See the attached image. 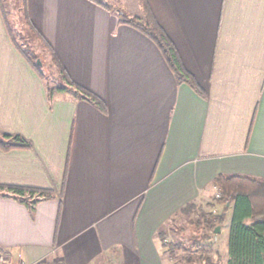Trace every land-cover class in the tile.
I'll return each instance as SVG.
<instances>
[{
	"label": "crops",
	"instance_id": "0c3cea01",
	"mask_svg": "<svg viewBox=\"0 0 264 264\" xmlns=\"http://www.w3.org/2000/svg\"><path fill=\"white\" fill-rule=\"evenodd\" d=\"M25 1L71 79L102 105L50 95L0 0V134L29 142L0 147V184L53 193H27L31 208L0 192V251L14 262L173 264L161 233L186 205L210 201L218 174L264 180V0H148L203 94L116 11ZM106 1L145 16L141 0ZM231 217L232 205L220 235Z\"/></svg>",
	"mask_w": 264,
	"mask_h": 264
},
{
	"label": "trees",
	"instance_id": "16d2710c",
	"mask_svg": "<svg viewBox=\"0 0 264 264\" xmlns=\"http://www.w3.org/2000/svg\"><path fill=\"white\" fill-rule=\"evenodd\" d=\"M112 11H116L121 22L128 23L140 29L148 35L158 46L162 52L166 62L173 71L179 83H187L199 93L203 94V90L197 82L195 76L185 67L179 51L167 34L165 29L157 21L148 0H141L144 9V18L138 15H131L124 10L118 9L106 0H92ZM26 12V1H24ZM4 6L2 10L5 20L10 28L15 43L29 57L39 70L41 76L45 77L40 65L35 60L32 52L25 50L18 43L14 36L13 29L7 17ZM26 20L30 29L44 43L51 52V60L57 66L59 76L63 84L51 85L48 81V90L50 95L55 91H72L75 96L94 100L102 105L100 97L91 92L84 86L76 83L71 79L65 67L60 62L56 53L52 50L48 41L36 29L30 21L26 12ZM47 80V78H46ZM29 142L20 134H0V147L10 149L17 146H27ZM215 186L219 190V196L214 197L215 201L222 205L221 212L206 210L204 207L195 203L186 205L181 209L183 213H192L197 210L198 219L195 221L197 227L214 229L218 225H222L228 209L232 205V217L230 223L228 237V259L227 264H264V180L244 174H218L214 179ZM8 191L22 201L27 199V193L33 195L37 193L40 196H52L53 193L49 189H36L33 187H25L20 185H3L0 184V192ZM37 199L30 202V207L34 208ZM162 234V233H161ZM188 260H198V264H221L219 260L214 261L210 257H204L202 254L196 255L192 249H189Z\"/></svg>",
	"mask_w": 264,
	"mask_h": 264
},
{
	"label": "rangeland",
	"instance_id": "374dc122",
	"mask_svg": "<svg viewBox=\"0 0 264 264\" xmlns=\"http://www.w3.org/2000/svg\"><path fill=\"white\" fill-rule=\"evenodd\" d=\"M24 1L3 0L14 36L22 48L34 54L36 61L40 59L39 65L47 81L51 85H62L63 81L59 76L57 66L51 60L50 52L27 24ZM214 197L215 194L209 202L201 205L206 210L219 213L222 210V205L217 203ZM198 215L197 210L190 214L180 212L164 227L162 231V236H165L163 242L167 247L166 250L174 256L171 260L172 263L198 264L197 259L196 261L188 260L189 249H192L196 255L202 254L214 261L219 260L221 264H227V238L229 235L228 237L225 234L220 235L221 231L216 232L215 228L197 227L195 221L198 219Z\"/></svg>",
	"mask_w": 264,
	"mask_h": 264
},
{
	"label": "built area",
	"instance_id": "2783aa9c",
	"mask_svg": "<svg viewBox=\"0 0 264 264\" xmlns=\"http://www.w3.org/2000/svg\"><path fill=\"white\" fill-rule=\"evenodd\" d=\"M219 195H220L219 190L216 187L215 197H218ZM0 264H67V262L62 258L50 259L47 257H42L34 261L20 260V261L14 262V261L8 260L5 257V255L0 251Z\"/></svg>",
	"mask_w": 264,
	"mask_h": 264
},
{
	"label": "water",
	"instance_id": "95a60500",
	"mask_svg": "<svg viewBox=\"0 0 264 264\" xmlns=\"http://www.w3.org/2000/svg\"><path fill=\"white\" fill-rule=\"evenodd\" d=\"M37 63H38V64L41 63V62H40V59L37 60ZM215 231H216V232H219V231H220V225L216 226Z\"/></svg>",
	"mask_w": 264,
	"mask_h": 264
}]
</instances>
